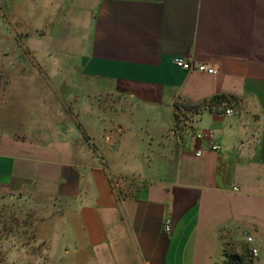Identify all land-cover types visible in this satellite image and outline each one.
Listing matches in <instances>:
<instances>
[{"label": "crops", "instance_id": "1", "mask_svg": "<svg viewBox=\"0 0 264 264\" xmlns=\"http://www.w3.org/2000/svg\"><path fill=\"white\" fill-rule=\"evenodd\" d=\"M0 259L264 264V0H0Z\"/></svg>", "mask_w": 264, "mask_h": 264}, {"label": "built area", "instance_id": "2", "mask_svg": "<svg viewBox=\"0 0 264 264\" xmlns=\"http://www.w3.org/2000/svg\"><path fill=\"white\" fill-rule=\"evenodd\" d=\"M174 64L175 66L185 70V71H188V72H192V71H195V72H199V73H206V74H214L215 73V69L211 66H205V65H202V64H196V63H193L191 60L189 59H183V58H175L174 59ZM231 110L230 109H227L224 111V113L226 115H230L231 114ZM209 136V135H208ZM209 148L211 150H218L220 147L219 145H216V144H213V143H210L209 144ZM201 155V151L200 150H196L195 151V156L196 157H199ZM235 189V188H233ZM171 220L169 218L165 219L164 222H163V231L168 233L170 232L171 230ZM246 241L247 242H251L252 241V238L251 237H247L246 238ZM251 255L252 256H256L257 255V249L253 248L251 249ZM0 264H12L4 259H0Z\"/></svg>", "mask_w": 264, "mask_h": 264}]
</instances>
